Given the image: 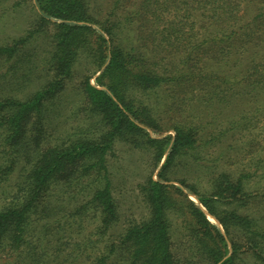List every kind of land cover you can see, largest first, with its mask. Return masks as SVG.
Segmentation results:
<instances>
[{"label":"trees","instance_id":"trees-1","mask_svg":"<svg viewBox=\"0 0 264 264\" xmlns=\"http://www.w3.org/2000/svg\"><path fill=\"white\" fill-rule=\"evenodd\" d=\"M32 1L35 27L0 45V184L19 170L11 193L0 186V264H179L175 214L190 232L192 258L238 264L239 254L250 253L264 264V211L247 187L252 174H214L229 132L247 124L246 112L232 113L221 129H208L197 115L200 108L246 104L264 114V0H102L99 12L97 0ZM51 26V45L42 49L38 36ZM80 59L94 66L81 93L101 131L46 143ZM169 110L179 119L168 127ZM165 126L173 134L161 136ZM119 141L165 160L158 177L141 186L150 216L94 254L97 239L86 236L84 223L98 219L93 235H104L117 220L107 156ZM218 141V155L199 151ZM188 154L212 174L200 185L182 180L185 193L167 183V174ZM66 173L94 183L86 201L54 195ZM70 236L78 237V252L64 258L58 248L56 255L55 246Z\"/></svg>","mask_w":264,"mask_h":264},{"label":"rangeland","instance_id":"rangeland-1","mask_svg":"<svg viewBox=\"0 0 264 264\" xmlns=\"http://www.w3.org/2000/svg\"><path fill=\"white\" fill-rule=\"evenodd\" d=\"M93 8L97 12L104 9L103 1L97 0L93 4ZM36 22L37 14L32 0H23L21 4L17 0H0V45L9 44L13 40L26 35L29 29L35 27ZM53 32L54 29L51 26L46 33L44 32L38 36L37 41L40 48L48 49L50 47ZM93 71L94 66L90 62L80 59L73 78L58 100V108L53 116L54 121L48 126L46 143L59 142V139L67 140L84 137L85 135H97L101 131L98 125L86 115L87 103L81 93L84 77ZM37 87L35 85L30 86V92L37 89ZM262 103L263 101H258V104ZM235 105L237 106V104ZM241 110L242 112L239 114H242L243 110L246 112L247 124L237 125L239 129L235 134L233 133L234 135H231V131L229 132L227 141L229 147L225 150V156L221 159V166L216 168L214 174L218 170H224L237 177L240 173L250 172L252 177L247 187L249 190L255 191L254 193L258 196L255 207H259V210L263 209L264 211V114L254 112L252 105L248 106L246 104L237 108L229 106L228 109L220 110L209 108L202 111L200 108L197 110V115L202 118L208 129H221L225 125H230V121L233 120L232 113H238ZM205 113L207 114L206 118ZM163 116L167 126L179 119L178 112L170 110L165 112ZM168 127H164L161 136L173 134V130ZM221 145L222 142L220 141L216 144L210 143L206 147H201L199 151L206 157H211V155H218ZM164 160L165 158L159 162L153 149L134 147L124 141L115 144L107 156V166L110 171L118 217L113 227L104 235H93V230L100 224L98 219L88 218L84 223L86 236L89 239H97L96 246L92 249L94 254L96 249L101 247L103 241L116 238L129 225L150 216V208L145 202L141 186L150 176L158 177ZM183 160L168 172L169 180L167 183L175 184L182 188L185 193H188V189L181 183L182 180L200 185L211 176L212 170H207V162L203 159L198 160L191 154L186 155ZM18 173L19 170L15 169L10 175V179L0 184L2 189L5 190L3 193L13 191ZM67 175L68 173L61 176L56 182L53 190L54 195L64 198L65 201L71 199L74 202L78 196V201H86L90 197L94 183L88 177L68 178ZM2 189L0 190L2 191ZM188 196L197 202L193 194ZM211 220L214 221L213 218ZM189 233L182 216L175 214L172 219L171 234L174 242V252L179 259V264H211L202 255H198V258H192L189 244L191 236ZM77 240L78 237L70 236L60 241L58 247L55 246L54 248L56 255L58 254V248L62 249L59 256L64 258L76 254L78 251L74 243ZM239 255L238 264H259L250 253Z\"/></svg>","mask_w":264,"mask_h":264}]
</instances>
